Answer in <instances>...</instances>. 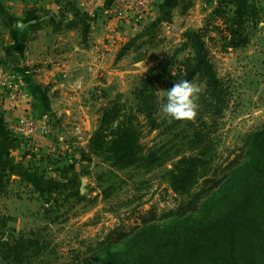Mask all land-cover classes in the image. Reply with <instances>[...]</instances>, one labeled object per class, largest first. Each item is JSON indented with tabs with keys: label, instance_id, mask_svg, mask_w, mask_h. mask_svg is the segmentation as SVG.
<instances>
[{
	"label": "rangeland",
	"instance_id": "374dc122",
	"mask_svg": "<svg viewBox=\"0 0 264 264\" xmlns=\"http://www.w3.org/2000/svg\"><path fill=\"white\" fill-rule=\"evenodd\" d=\"M21 1L42 3L45 15L59 0H0V17L25 10ZM142 1L114 0L110 18L142 22L151 0L145 7ZM252 1L250 20L217 1L202 24L187 21L184 39L166 30L150 36L122 66H111L119 71H108L102 84L69 90L82 98L67 106L74 114L16 112L25 97L21 80L0 64V264H10L1 250L22 235L41 245L29 264H90L127 233L184 219L219 187L244 158L249 136L264 127V0ZM5 30L0 24V41ZM179 80L200 89L192 120H172L162 111L167 90ZM49 93L59 90L46 88ZM114 101L138 115L141 144L145 154L154 153V164L119 169L91 149L103 111ZM201 129L212 142L208 166L189 193H176L171 171L197 153L191 139Z\"/></svg>",
	"mask_w": 264,
	"mask_h": 264
},
{
	"label": "trees",
	"instance_id": "16d2710c",
	"mask_svg": "<svg viewBox=\"0 0 264 264\" xmlns=\"http://www.w3.org/2000/svg\"><path fill=\"white\" fill-rule=\"evenodd\" d=\"M138 125V115L126 104L110 103L91 149L119 169L154 164V153H144ZM191 144L197 153L179 159L170 174L179 194L197 184L212 152L210 135L202 129ZM124 237L121 245L105 246L90 264H264V127L249 136L242 161L184 219L146 225ZM40 250L38 239L22 235L1 250V257L29 264Z\"/></svg>",
	"mask_w": 264,
	"mask_h": 264
},
{
	"label": "crops",
	"instance_id": "0c3cea01",
	"mask_svg": "<svg viewBox=\"0 0 264 264\" xmlns=\"http://www.w3.org/2000/svg\"><path fill=\"white\" fill-rule=\"evenodd\" d=\"M113 1L59 0L50 4L45 15L40 11L42 3L21 1L25 10H11L0 17V24L6 26L0 64L16 71L25 94L16 112L26 115L29 107V113L38 118L64 111L74 114L67 106L82 98L69 90L88 89L96 81L102 84L108 71H119L111 66H122L128 55L148 44L150 36L166 30L184 39L190 32L187 21L202 24L206 9L216 8L217 1L234 7L248 20L256 9L252 0H151L144 20L131 25L110 18ZM34 12L38 15L27 19ZM46 88L58 89L59 94L45 95ZM83 113L87 119L86 109Z\"/></svg>",
	"mask_w": 264,
	"mask_h": 264
},
{
	"label": "clouds",
	"instance_id": "9594fccd",
	"mask_svg": "<svg viewBox=\"0 0 264 264\" xmlns=\"http://www.w3.org/2000/svg\"><path fill=\"white\" fill-rule=\"evenodd\" d=\"M200 89L188 80H179L166 92L162 111L172 120H192L197 115V97Z\"/></svg>",
	"mask_w": 264,
	"mask_h": 264
},
{
	"label": "built area",
	"instance_id": "2783aa9c",
	"mask_svg": "<svg viewBox=\"0 0 264 264\" xmlns=\"http://www.w3.org/2000/svg\"><path fill=\"white\" fill-rule=\"evenodd\" d=\"M148 0H143L142 2H140L142 4V7H145L147 5Z\"/></svg>",
	"mask_w": 264,
	"mask_h": 264
}]
</instances>
